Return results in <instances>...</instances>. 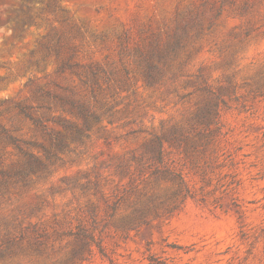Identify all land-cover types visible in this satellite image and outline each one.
<instances>
[{"label":"rangeland","instance_id":"374dc122","mask_svg":"<svg viewBox=\"0 0 264 264\" xmlns=\"http://www.w3.org/2000/svg\"><path fill=\"white\" fill-rule=\"evenodd\" d=\"M178 42L148 84L142 61ZM0 125L20 140L0 134V264H264V0H0ZM25 153L44 167L20 176Z\"/></svg>","mask_w":264,"mask_h":264},{"label":"trees","instance_id":"16d2710c","mask_svg":"<svg viewBox=\"0 0 264 264\" xmlns=\"http://www.w3.org/2000/svg\"><path fill=\"white\" fill-rule=\"evenodd\" d=\"M26 1L28 2L30 0H26ZM33 25H35L33 23V19L29 17L27 12H24L23 9H20L18 11L17 18H16V26H15V31L17 32L16 38H22L26 30ZM47 38H49V36H47ZM55 40H56V53L59 55L62 50V40L61 38H57V37L53 41ZM180 46L181 45L179 42L176 43L174 46L169 47L167 49H163V50L161 49V46H158L154 49V51L150 55H148L142 61L145 66L143 73H144L145 79L148 84H154V83L160 82L165 78V73L162 69V66L167 65L169 60L170 61L173 59L176 60L177 58L176 53ZM45 50H47V55L44 57L43 62L45 61L47 56L51 54L48 46H45ZM74 58H75V55H72L71 57H69L67 61H63L62 65L59 67V71L63 73L67 69L73 70V69L81 68L80 64L73 62ZM93 74L95 75L94 72ZM40 96L44 98L56 100L62 105H70L72 108H75L79 114L83 116H91L90 112L83 105H81L79 102H77L73 98V93H70L69 95H64V97H60L49 91H41ZM15 108L19 111V115L31 121L38 130L48 133L52 141V144L55 146L54 147L55 151L61 152V151H65L66 149H68L69 145L66 142L65 137L59 133H56V134L53 132L51 133L48 130L46 122L43 119V117H40L39 115H37L39 110L43 108L42 106L33 107V106H28V105H16ZM206 112H207V115L206 117L203 118L204 120L203 123L206 124V126L209 128V126L212 125L214 122L212 119V113L208 110ZM93 119L96 123L99 122L98 117L93 116ZM91 128H92V125L90 124L86 125L84 129L78 128L77 126L70 124L68 125L67 129L72 132L71 140L81 141L83 136H85V133L89 132ZM12 132L14 131L12 130L10 131L7 128L0 125V134L2 136L9 138V140L13 141L14 143H20V140L14 137L12 135ZM86 138H88L87 135H86ZM165 140L167 139H165L164 137H158L156 139V146L151 151V154H152L151 159L159 163L163 162V147H164ZM170 140L175 143L177 142L183 143L185 142L186 138L183 137V135H181V136L173 137ZM25 155L29 159L28 166L25 167V169H23L20 172V176H27L30 174H34L35 172L41 170V168L44 167V165L40 163L39 159L36 158L34 155L30 153H25ZM50 156L57 158V155L55 153L53 154L50 153ZM157 172L158 170L155 169L154 173H157ZM148 207L149 205H145L144 207H142V209H137L136 210L138 214L137 217L133 218L129 222V224H135L139 221L145 222L146 218L150 214L149 213L150 208Z\"/></svg>","mask_w":264,"mask_h":264}]
</instances>
